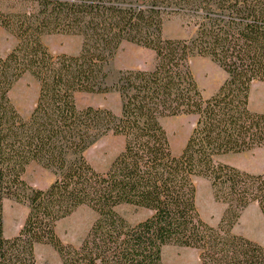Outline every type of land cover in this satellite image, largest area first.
<instances>
[{"label":"trees","instance_id":"16d2710c","mask_svg":"<svg viewBox=\"0 0 264 264\" xmlns=\"http://www.w3.org/2000/svg\"><path fill=\"white\" fill-rule=\"evenodd\" d=\"M181 18L187 39L163 37L164 22ZM0 29L16 40L0 55V264H35L36 245H51L61 264H162V249L197 251L200 264H264V246L233 233L242 212L256 204L264 217V173L252 174L217 158L264 149V114L249 109L251 86L264 83V0H0ZM81 38L77 55L52 54L46 35ZM150 50L151 70L109 65L124 44ZM208 58L225 74L204 98L191 71ZM39 86L27 119L9 93L24 76ZM115 92L120 112L75 103L78 93ZM196 121L179 156L173 155L162 120ZM123 139L105 172L85 152L100 138ZM36 163L55 179L45 190L23 179ZM210 183L225 205L217 226L196 206V179ZM25 204L16 238L3 237V201ZM128 205L151 214L134 225L117 212ZM80 207L96 219L77 247L64 245L56 224Z\"/></svg>","mask_w":264,"mask_h":264},{"label":"rangeland","instance_id":"374dc122","mask_svg":"<svg viewBox=\"0 0 264 264\" xmlns=\"http://www.w3.org/2000/svg\"><path fill=\"white\" fill-rule=\"evenodd\" d=\"M163 37L167 39H187L192 29L176 17L168 18L163 25ZM43 44L54 54L77 55L81 49V38L75 35L52 34L42 38ZM16 45L15 38L6 30L0 29V55L6 56ZM155 55L152 51L133 44L124 43L109 65L111 84L120 71H148L154 67ZM191 71L204 98L217 92L226 80V74L208 58L195 57L191 60ZM39 86L30 75H24L11 89L9 98L20 116L27 119L37 100ZM77 108L94 107L108 109L115 114L120 112V98L115 92L105 94L78 93L75 95ZM249 109L264 114V83L256 82L250 93ZM193 116H177L162 120L173 155L179 156L195 124ZM123 139L111 135L100 138L85 152V159L97 171L105 172L114 158L123 150ZM218 163L230 165L240 170L252 167L256 173H264V149H254L241 154H229L217 158ZM22 179L32 188L45 190L55 176L41 165L30 164ZM196 206L200 218L210 226H217L225 205L214 201L210 183L206 179H196ZM3 237L6 240L16 238L22 230L28 214L25 204L11 199L4 200ZM116 212L129 224L134 225L150 216V212L123 205ZM233 233L243 236L264 246V217L256 204H251L241 214ZM96 215L87 207H80L70 216L60 220L55 226V234L64 245L77 247L90 230ZM35 264H61L56 250L49 244L36 245L33 249ZM162 264H200L197 251L177 246H166L162 249Z\"/></svg>","mask_w":264,"mask_h":264},{"label":"crops","instance_id":"0c3cea01","mask_svg":"<svg viewBox=\"0 0 264 264\" xmlns=\"http://www.w3.org/2000/svg\"><path fill=\"white\" fill-rule=\"evenodd\" d=\"M190 64H191V63H190ZM254 84H255V83H254ZM254 84H253V85H254ZM253 85L251 86V90H252ZM251 90H250V93H251ZM249 102H250V94H249ZM224 156H226V155H224ZM221 157H222V156H221ZM235 168H236V167H235ZM237 169H238V168H237ZM239 170H240V169H239ZM241 171L248 172V173H250V172H254V173H256L255 169H253L252 167L242 168ZM247 208H248V207H247ZM247 208H246V209H247ZM246 209H245V210H246ZM245 210H244V211H245ZM244 211H243V212H244ZM243 212H242V214H243ZM240 218H241V217H240Z\"/></svg>","mask_w":264,"mask_h":264}]
</instances>
